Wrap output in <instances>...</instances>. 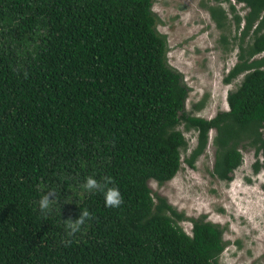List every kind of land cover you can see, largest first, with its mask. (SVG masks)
<instances>
[{"label": "trees", "instance_id": "trees-1", "mask_svg": "<svg viewBox=\"0 0 264 264\" xmlns=\"http://www.w3.org/2000/svg\"><path fill=\"white\" fill-rule=\"evenodd\" d=\"M235 1L248 12L234 16L244 26L226 82L243 79L229 110L206 119L187 113L155 0H0V264H220L224 229L178 212L151 181L182 169L191 129L193 168L213 130L214 177L231 182L243 149L255 173L264 165V0ZM210 10L224 26L226 10ZM88 176L119 188L122 204L106 207Z\"/></svg>", "mask_w": 264, "mask_h": 264}, {"label": "rangeland", "instance_id": "rangeland-1", "mask_svg": "<svg viewBox=\"0 0 264 264\" xmlns=\"http://www.w3.org/2000/svg\"><path fill=\"white\" fill-rule=\"evenodd\" d=\"M233 5L235 13L244 18L248 12L244 4L233 0ZM217 6H222L228 15L222 27L210 10ZM153 11L159 19L158 31L167 37L168 63L183 74L190 88L187 113L211 119L229 110L227 97L243 79L240 75L233 82H226L238 62L244 20L238 28L235 13L226 0H155ZM185 136L190 147L182 155V169L165 184L152 182L153 192L165 197L188 218L206 216L224 229L228 244L220 264H264V165L255 173V151L243 149V164L234 172L233 180L220 181L212 175L215 131L194 168L186 159L197 147L198 132L191 129L185 131ZM260 160L264 164V159ZM180 225L191 233V221Z\"/></svg>", "mask_w": 264, "mask_h": 264}, {"label": "clouds", "instance_id": "clouds-1", "mask_svg": "<svg viewBox=\"0 0 264 264\" xmlns=\"http://www.w3.org/2000/svg\"><path fill=\"white\" fill-rule=\"evenodd\" d=\"M107 179H110V178H107ZM152 182H156V181H151V183ZM84 188L89 190V191H92V190L103 191L104 202H105L106 207H119L123 202V197L121 195L119 188L108 187L105 190L104 185L100 181H98L96 178H94L93 176H88L86 178V182L84 183ZM50 203H51V201H50L48 195L41 196L40 201H39V205H40L41 209L48 208ZM89 216H90V213L88 211H83L82 215L76 221H74V222L69 221L68 224L71 227L72 231L73 232L79 231L81 226L85 224V221Z\"/></svg>", "mask_w": 264, "mask_h": 264}]
</instances>
